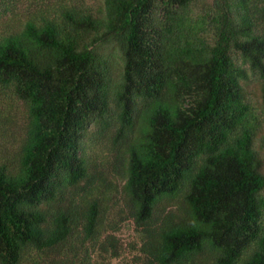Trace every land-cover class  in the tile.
Returning a JSON list of instances; mask_svg holds the SVG:
<instances>
[{
  "label": "trees",
  "instance_id": "obj_1",
  "mask_svg": "<svg viewBox=\"0 0 264 264\" xmlns=\"http://www.w3.org/2000/svg\"><path fill=\"white\" fill-rule=\"evenodd\" d=\"M19 1L0 264H264V0Z\"/></svg>",
  "mask_w": 264,
  "mask_h": 264
},
{
  "label": "rangeland",
  "instance_id": "obj_2",
  "mask_svg": "<svg viewBox=\"0 0 264 264\" xmlns=\"http://www.w3.org/2000/svg\"><path fill=\"white\" fill-rule=\"evenodd\" d=\"M37 0H23V1H19V3H17L16 5L18 6L17 11H14L13 16L16 17V19H23L25 16H27V14L29 12L32 11V6L31 3H35ZM210 2H212L213 0H208ZM12 2V0H0V13L3 12L4 10V5L5 4H10ZM56 2H52L51 4H54ZM3 22L0 20V23ZM0 29H1V25H0ZM255 98V97H254ZM253 98V99H254ZM4 108L7 109H11V112H13L14 114V121L17 123V127H14L16 129H19L20 127H22L23 125V110H22V106L21 104H19L18 102H14L13 99H6L4 100ZM5 109V110H7ZM4 136H2V140H0V151H1V145H5L8 143L7 138L3 139ZM96 147H94L95 149ZM1 155V154H0ZM135 230H134V226L131 224H127L124 225L121 228V231L118 233V237L121 239L122 243L126 246H128L129 243H131L134 239H135ZM131 258V255H127ZM129 257H127L129 259ZM111 264H122V261H112Z\"/></svg>",
  "mask_w": 264,
  "mask_h": 264
}]
</instances>
